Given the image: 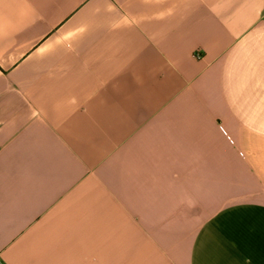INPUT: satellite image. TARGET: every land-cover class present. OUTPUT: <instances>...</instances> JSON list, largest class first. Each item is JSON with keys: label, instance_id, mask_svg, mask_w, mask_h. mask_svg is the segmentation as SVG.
I'll use <instances>...</instances> for the list:
<instances>
[{"label": "crops", "instance_id": "1", "mask_svg": "<svg viewBox=\"0 0 264 264\" xmlns=\"http://www.w3.org/2000/svg\"><path fill=\"white\" fill-rule=\"evenodd\" d=\"M0 264H264V0H0Z\"/></svg>", "mask_w": 264, "mask_h": 264}]
</instances>
